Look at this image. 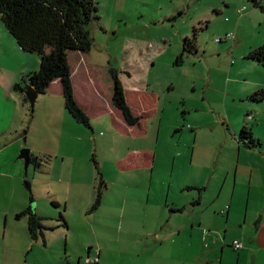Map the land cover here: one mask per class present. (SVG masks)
Instances as JSON below:
<instances>
[{"label":"rangeland","instance_id":"rangeland-1","mask_svg":"<svg viewBox=\"0 0 264 264\" xmlns=\"http://www.w3.org/2000/svg\"><path fill=\"white\" fill-rule=\"evenodd\" d=\"M211 1L218 4L220 0H193L186 17L174 20L166 13L176 0H98L99 16L108 30L91 28L95 38L92 54L100 65L101 82L105 87L112 84L108 69L114 66L123 72L131 101L135 86L152 93L151 102L146 98L140 105L143 108L152 103L146 117L148 129L138 136L123 135L110 114H91V133L74 121L61 99L40 94L29 123L32 135L26 141L23 138V148L33 145L36 153H41L42 164L37 168L31 162L26 171V160L20 158L23 148L16 151L8 147L0 153V163L15 154L23 174L19 178L14 167H3L15 177H0V235L6 223L5 211L16 207L21 192L33 194L34 207L43 213L67 215L71 245L77 248L75 261L79 253L87 255L85 245L97 241L104 247L102 264H125L120 260L131 253L150 255L154 247L138 246L137 241L144 244L143 239L133 240L127 232L132 226L140 229L143 223L153 228L154 216L148 218L143 212L159 213L163 209L164 234L169 235L170 225L185 217V213H170L169 207H174L180 195L193 196L189 191L194 182H206L216 162L230 157L235 148L226 144L238 143L235 135L239 126L247 123V130L252 131L250 114L255 110L247 96L264 86V67L245 59L252 43L259 46L264 42V11L245 0L246 6L239 9L256 10L254 19L220 12L221 18L193 24L196 11L207 8ZM240 20L238 34L235 24ZM194 29L198 52L186 55L178 66L175 61L183 50V40L194 37ZM231 33L234 36L229 38ZM26 131L28 128L23 130ZM136 150L150 152L151 168L130 170L124 165L128 155L137 161ZM101 181L105 184L104 197L101 205L93 209ZM53 202L62 206L54 208ZM10 222L25 226L28 217L14 216ZM46 223L56 222L49 219ZM119 226L123 230L115 232ZM60 241L48 248L37 245L29 250L28 258L40 264H61L59 259L65 257V249ZM150 242L154 246L153 237ZM160 253L178 252L167 245Z\"/></svg>","mask_w":264,"mask_h":264},{"label":"crops","instance_id":"crops-1","mask_svg":"<svg viewBox=\"0 0 264 264\" xmlns=\"http://www.w3.org/2000/svg\"><path fill=\"white\" fill-rule=\"evenodd\" d=\"M260 2L264 6V0H260ZM192 4L193 0H176L175 5L166 13V17L174 18V20H178L179 17L185 18L186 10L191 9ZM242 6H246L245 0H220L218 4L211 1L207 8L196 11L193 24L195 22L203 23L212 17L221 18L220 12L228 13L231 16L238 14L239 19H254L258 14L256 10L251 9L239 14L238 9ZM235 27L239 34L241 20L235 24ZM256 47L258 46L252 43L248 47L247 53ZM92 53L93 49L91 48L89 52H74L70 56L72 81L78 103L88 116L110 114L117 131L123 135L145 134L148 129L146 117L149 116L152 103L149 106L144 104L143 108L140 105L142 102L145 103L146 98L148 102H151L150 98L153 97V94L144 87L135 86V89L131 91V101L124 85L128 104L133 112L141 117L136 125L129 124L122 111L113 104L111 76L112 84L105 87L98 73L100 65L95 61ZM151 62L154 63L155 60ZM40 64V56L37 53L24 51L0 19V153L8 147H15L18 151L26 145L23 138L26 141L32 135L29 123L32 122L34 115H31L30 102L27 103L23 95L14 90V86L25 73L38 71ZM122 75L123 72L120 75L123 82ZM46 94L52 97L56 96L58 101L61 99V103L64 105L63 84L60 79L51 84ZM248 101L255 110L250 114V121L253 124L252 132L255 137L263 140L264 144V110L262 109L264 100L258 106L249 99ZM246 125L247 123L239 126V129L247 127ZM25 128H28V131L24 133ZM237 142L232 145L226 144V146L235 149L229 158H224L222 163L220 162L221 164L216 162L215 168L208 173L209 179L206 182L200 179L194 182L193 188L189 191V193H194L193 196L180 195L174 201L176 203L174 207H169L170 213H185V217L180 218L176 224L170 225L168 236L164 234L165 211L163 209L159 213L143 212L148 215V218L151 215L154 216L153 228L151 229L146 223H143L140 229H138L140 226L130 228L135 229V232H130V229L129 231L127 229V232L131 233L130 237H134L133 240L143 239L144 244L137 241L138 246H145L146 249L154 247V250L152 249L150 255L143 256L131 253L120 262L125 264H264V145L260 149H250L243 142L238 140ZM27 149L31 155L42 158L41 153H36L33 145ZM135 152L136 162L131 160L130 155L126 156L124 165L127 168L133 170L152 167L153 159L150 158V152L143 150ZM153 155L156 158L157 151ZM16 158L14 154L12 159L0 163L1 178L3 176L15 177V175H8V172L4 171L6 167H14L17 176L23 177L22 168L20 163L16 162ZM17 199L15 208L5 209L6 223L3 225L0 235V264H40L37 259L30 261L29 250L34 249L37 245L48 248L59 239L64 243L65 249V257L59 259L61 264H93L87 262L88 258L102 264L104 247L98 241L85 245L88 250L87 255L84 257L82 253H79L78 259L75 261L74 252L77 248L71 245L70 227H61L57 230L49 229L57 223L54 216H52V220L56 223L50 224L45 221L44 226L47 229L43 230L44 237L33 242L28 225L10 222L11 217L17 218L18 213L34 204L31 203V196L26 192L18 194ZM226 206L229 208L223 213ZM35 209L39 214L47 215L40 208ZM159 222L160 224H158ZM203 228H208L211 233L205 236ZM122 230V226L114 229L115 232ZM94 235L97 236L96 233ZM152 237L154 246H151L150 242ZM49 238L52 239L51 244ZM235 239L242 240L243 248L239 250L233 248ZM206 242L209 244L207 247ZM167 245L172 246L178 253L173 255L160 253ZM183 248H186L184 254ZM94 254H97L98 257L96 258Z\"/></svg>","mask_w":264,"mask_h":264},{"label":"trees","instance_id":"trees-1","mask_svg":"<svg viewBox=\"0 0 264 264\" xmlns=\"http://www.w3.org/2000/svg\"><path fill=\"white\" fill-rule=\"evenodd\" d=\"M250 1L256 7L264 10L260 0ZM0 17L20 47L26 52L37 53L41 59L39 70L25 73L19 82L15 84L14 90L21 93L24 100L29 103V99L25 94L28 86H31L38 94H46L51 84L55 80L60 79L63 84L65 109L77 124L94 133L90 117L75 97L70 56L74 52H89L95 45L92 27H97L102 32L108 31L99 16L98 0H0ZM196 31L197 29L193 31L194 37L188 36L184 38L183 50L175 61L176 65H182L186 55L197 54ZM245 59L257 62L264 67V42L250 50L246 54ZM109 73L113 80V104L122 111L129 124L136 125L141 117L136 115L128 104L125 87L120 77L121 70L111 66ZM248 99L258 106L264 100V87L248 96ZM31 115H34V108L32 107ZM236 139L239 142H243L250 149H260L264 145L246 127L240 129ZM31 156L32 163L34 162L38 168L42 164L43 158ZM93 161L96 168H98L95 155H93ZM103 186L105 184L101 181L97 187L93 209L102 203L104 197ZM35 200L32 194L31 203H34ZM52 205L54 208L62 206V204L57 202H53ZM63 207L66 209V204ZM23 216L28 217L30 237L33 242H36L44 237L43 230L47 229L44 226V222L52 219L53 215L39 214L31 204L17 214V218ZM55 220L57 224L49 227L50 230H57L61 227L69 228L67 215L63 212H59ZM93 264H98V262Z\"/></svg>","mask_w":264,"mask_h":264},{"label":"water","instance_id":"water-1","mask_svg":"<svg viewBox=\"0 0 264 264\" xmlns=\"http://www.w3.org/2000/svg\"><path fill=\"white\" fill-rule=\"evenodd\" d=\"M25 94L27 95L30 105L32 108L35 106V102L40 94H38L31 86H28ZM20 158L26 160V171L28 170L29 165L31 164L32 156L30 154L29 149H23L20 155ZM31 188V187H30ZM257 224V223H256Z\"/></svg>","mask_w":264,"mask_h":264},{"label":"built area","instance_id":"built-area-1","mask_svg":"<svg viewBox=\"0 0 264 264\" xmlns=\"http://www.w3.org/2000/svg\"><path fill=\"white\" fill-rule=\"evenodd\" d=\"M245 10H246V7H243L241 9H239V13L242 14ZM229 35H230L229 38H232L234 36L233 33H231ZM228 208H229V206H226V209L223 210V213H225ZM203 232H204L205 236L206 235H209L211 233V231L209 229H207V228H204ZM205 245L208 246V243H205ZM233 246H234V249L235 250H239V249L243 248V242H242V240L235 239L233 241ZM87 262L88 263H94V261L91 258H88L87 259Z\"/></svg>","mask_w":264,"mask_h":264}]
</instances>
